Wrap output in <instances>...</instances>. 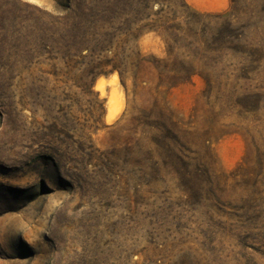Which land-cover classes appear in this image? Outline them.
Instances as JSON below:
<instances>
[{
    "label": "rangeland",
    "instance_id": "obj_1",
    "mask_svg": "<svg viewBox=\"0 0 264 264\" xmlns=\"http://www.w3.org/2000/svg\"><path fill=\"white\" fill-rule=\"evenodd\" d=\"M216 1L0 0V264H264V0Z\"/></svg>",
    "mask_w": 264,
    "mask_h": 264
},
{
    "label": "bare ground",
    "instance_id": "obj_2",
    "mask_svg": "<svg viewBox=\"0 0 264 264\" xmlns=\"http://www.w3.org/2000/svg\"><path fill=\"white\" fill-rule=\"evenodd\" d=\"M102 83H103L102 80H99L96 84V87L101 89L103 86ZM108 105H109V109L107 113V121L110 122L116 117V115L118 114L121 108L120 98L117 96L115 92H112Z\"/></svg>",
    "mask_w": 264,
    "mask_h": 264
},
{
    "label": "crops",
    "instance_id": "obj_3",
    "mask_svg": "<svg viewBox=\"0 0 264 264\" xmlns=\"http://www.w3.org/2000/svg\"><path fill=\"white\" fill-rule=\"evenodd\" d=\"M228 7L227 0H217L216 3L211 7L214 12H223Z\"/></svg>",
    "mask_w": 264,
    "mask_h": 264
},
{
    "label": "trees",
    "instance_id": "obj_4",
    "mask_svg": "<svg viewBox=\"0 0 264 264\" xmlns=\"http://www.w3.org/2000/svg\"><path fill=\"white\" fill-rule=\"evenodd\" d=\"M223 17V15H218L216 16V18L221 19ZM247 27H241V33H239L237 36H235V40H243L246 41L247 40V33L245 32Z\"/></svg>",
    "mask_w": 264,
    "mask_h": 264
},
{
    "label": "water",
    "instance_id": "obj_5",
    "mask_svg": "<svg viewBox=\"0 0 264 264\" xmlns=\"http://www.w3.org/2000/svg\"><path fill=\"white\" fill-rule=\"evenodd\" d=\"M97 82H98V80L95 82V86H96Z\"/></svg>",
    "mask_w": 264,
    "mask_h": 264
}]
</instances>
